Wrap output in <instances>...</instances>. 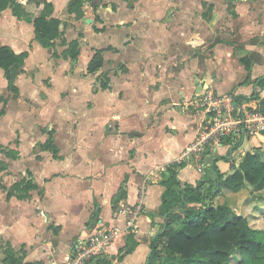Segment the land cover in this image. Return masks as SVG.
Returning <instances> with one entry per match:
<instances>
[{"label": "crops", "instance_id": "1", "mask_svg": "<svg viewBox=\"0 0 264 264\" xmlns=\"http://www.w3.org/2000/svg\"><path fill=\"white\" fill-rule=\"evenodd\" d=\"M43 1L45 0H20L32 18L39 15L42 6L38 7V3ZM47 1L54 5L53 16L63 19L61 14L67 12L66 8L70 0ZM206 2V0L203 1V8L207 7V10L202 16L206 15L207 17L200 19L199 30L193 31L194 34L191 35L184 34L182 33L185 31L183 24H180L183 27L181 33L174 31L184 38L179 36L180 39L182 38L180 42L168 40L169 57L168 60L164 58L162 64L163 68L166 66L173 68V75H169L171 80H168V84L156 85L155 89L148 83L140 82L141 78L139 80L134 78L135 71L139 72L141 69L139 59L142 56L151 55L149 49L152 45V38H148V34L144 35L147 37L144 41L146 45L144 50L140 51L143 54L140 56L132 53L135 46L143 42L138 39L121 51L115 47L117 45L103 47L114 48V50L105 52L106 60L108 53L115 51L118 60L125 61L128 69L126 73L116 78L117 84L114 78L111 79L112 74L101 70L96 79L102 73L109 74L111 88L108 90L99 89L98 81L91 78L94 74L87 73L88 64L94 55V50H92L82 76L83 78L88 77L90 80L93 96L88 101H94L96 105L90 110L87 109V115L93 117L92 122L94 123L90 124L89 129L85 128L80 114L76 113L81 119L83 129L80 133L75 132L70 137L75 145V151L65 158L55 135L61 159H54L53 155L42 151L40 146L38 147L40 153H44H38V156L44 157V155L50 154L53 161L63 162L66 159V162L62 167L54 165L59 169H54L53 172L45 171L47 165L43 166L42 176L35 178L41 190L34 191L31 198L23 201L12 196L8 199L7 192L15 182L28 176L26 175L28 171L34 175L35 172L26 162L34 145L29 147L26 156H24L22 147L20 150L17 149L20 152V157L17 160L10 159L0 152V161H5L8 165V169L0 174L9 173L13 167L16 172L19 170L18 173H20L13 183L5 184L0 180V264H8L2 261L3 250L8 243L17 256L23 257L24 264L25 262L39 264H51L52 261L62 262L80 242L88 239L102 228L117 230V237L103 256L88 264H96L98 259L118 256L120 250L126 245V238L130 231L134 234L137 246L132 253L120 261H114V264H146L151 253V242L165 224V217L159 214L163 203L162 195L165 191V187L160 184V181L163 180L164 168L175 161H180L184 150L195 140L209 120V115L194 102L197 95L207 84H212L221 94L231 92L239 100L255 105L258 100H261L260 95L264 94V83L259 82L264 78V0H228L216 4L214 11H212V6L207 5ZM199 8L202 9L201 6ZM186 9L191 10L190 7ZM220 9L224 11H220ZM232 11L236 12V16L232 15ZM5 17L16 21L15 28L23 27L30 33L34 31L33 23L18 20L13 16L11 9H7L1 14L0 25ZM262 17L263 20H261ZM225 23L229 26L228 29L224 26ZM172 24L174 25V23ZM62 30L65 31L64 28ZM150 30L148 28L146 32H150ZM201 31L209 34L211 32L217 43L208 53L201 54L199 52L200 47H204L205 44L202 38L204 33ZM64 36L62 38L66 39ZM225 37H227V41L224 40ZM74 39L77 38L69 39L67 42ZM0 40L2 45L11 47L16 53L29 52L24 72L17 78L19 82L26 78L33 67L40 69L37 75L39 74L42 64L39 66L35 64L32 67L28 65L35 51L42 47L35 39V34L27 41H23L19 37H10L6 40L0 34ZM174 42L181 50L177 52L173 50L176 47ZM43 49L47 50L45 55L47 63L54 60L59 61L57 64L53 63L55 67L62 65V62L64 64L65 61H71V65L64 69L65 74L74 71L77 61L83 54V44H81V56L77 60L64 59L61 56L55 58L53 56L55 51L50 54L48 52L50 49ZM127 51L129 52L126 53ZM61 53L58 54L61 55ZM48 58L50 61L47 60ZM242 58L250 59V71L241 62ZM0 71L4 77V71L2 69ZM36 78L34 80L29 77L26 79H29L33 84L36 83ZM39 87L34 96V94L25 93L19 86L20 95L13 94V96L16 101L21 100V97L35 101L36 98H42L39 96L42 87ZM94 87L97 88V91H94ZM52 88L53 85L48 88V97L42 98L45 103L50 101ZM75 91H77L76 88L73 92ZM104 95L105 98L100 101L103 104L106 103L104 101L109 102V99L116 98L118 103L129 105L131 110L125 112L119 107L117 111L101 107L98 99ZM63 100H72L71 94L68 98L62 97L60 101ZM96 116L98 119L93 121ZM111 119L116 125L114 130L109 128ZM75 135L77 137L73 140ZM96 135H100V137L94 139ZM45 136L40 144L47 141L48 137ZM108 139L111 142L112 140L116 141L118 146L103 147L101 144ZM231 139L234 140V138ZM246 139L253 143L252 150L248 152H253L255 148L263 146L262 143H264V135ZM246 139L241 138V144L235 151L231 150V145L222 143L219 147L207 148L200 161L193 160V158L184 159L187 166L181 169L178 175L182 186L186 183L196 185L206 174L214 177L215 172L211 169L214 161L221 173L230 174L228 173L230 172L229 168L239 166V161L234 159L236 152H240L241 157L247 153L242 150ZM80 140L90 142L87 145L89 148L92 145H100V150L96 151L97 156L92 159L85 158L83 148L79 147ZM23 143L24 141L21 146ZM230 151H232L230 155L232 167L222 169L221 164L227 162L222 158L227 156ZM200 166L203 168L202 172L199 170ZM186 172H192L189 174V180L182 177V174ZM19 176L21 177L19 178ZM122 187L126 191V197L118 199ZM139 203L142 210L138 213L133 225L128 227L125 208L133 207Z\"/></svg>", "mask_w": 264, "mask_h": 264}, {"label": "rangeland", "instance_id": "2", "mask_svg": "<svg viewBox=\"0 0 264 264\" xmlns=\"http://www.w3.org/2000/svg\"><path fill=\"white\" fill-rule=\"evenodd\" d=\"M203 1L204 0H93L96 7H94L92 2H90L84 6L83 9L76 11L73 16H70L67 12H62L61 16L63 17V26H61V29H65L64 37L66 40L73 38L80 39L81 44H83V54L82 56L80 55L81 57L77 61L74 71L65 74L64 69L71 65V61H65L64 64L62 62V65H57V67H55L53 63L57 64L59 61H50L48 58L47 60H49L50 63H47L45 56L47 50L39 47L38 50L35 51L33 58L28 65L32 67L35 64H38V66L39 64H42L41 71L37 75L40 69L38 67H33L26 78L29 77L34 80L37 76L36 79L38 81L36 80V83L32 84L29 79L23 78L20 82L17 79V85L21 86L25 93H30L31 95L34 94V96L37 94L36 92L39 90V86H41L42 90L39 91V96L43 99L48 97V88H51L53 85L50 92V101L47 103H45L42 98H36L34 101L26 97V99H22L21 97V100L16 101L13 94L6 90L7 81L0 71V94H3L8 99V103L6 105H0V109H5L6 111V115L0 117V144L4 147L19 150L22 147L24 156L27 155L26 153L28 152L29 147L34 145L33 151L28 156L29 158H27L26 162L35 172V178L37 176L38 178L42 176L41 170L44 165H47L45 171L49 172H53L54 169H59L57 166L62 167L64 162H66V159L63 162H55L50 154L44 155V157L47 156L46 158L38 156L37 154L41 152L38 147L41 146L40 142L42 141V138L45 135L46 138L48 137L46 130L53 129L56 133V139H58V144L61 146L65 158V156L75 151V145L72 143L70 137L73 133H80L83 129L80 122L81 119L84 127H88V129L90 124L94 123L92 122L93 117L87 115V109L90 110L96 105L94 101H88L93 96L90 87V80L88 77L83 78L82 76V73L86 70L87 59L89 58L88 56L92 52L93 48H103L108 45H117L115 47L121 51L124 47H128V45L138 39L143 42H140V44L138 43L132 53L140 56L143 55L140 51L142 52L144 50L146 45L144 41L146 38H152V45H150L151 48L149 49V54L151 55L148 57L142 56V58L139 59L141 69L139 72L135 71L134 78L136 80L141 78L140 82L148 83L155 89L157 86H161L164 83L168 84V80H171V76L169 75H173V68L170 66H166L165 68L162 67L163 61L165 59L168 60L169 57L168 40H170V42L174 40L180 42L184 37L177 33H181L183 27L185 31L182 33H188V35H191L192 33L194 34L193 31L199 30L201 25L199 24V21L200 19L205 18L202 15L207 10V7L203 8ZM206 1V4L211 5L213 9L212 11H214L216 4L224 3L228 0ZM199 6H201L202 9H200ZM187 7H190L191 10H187ZM220 11L224 10L220 9ZM261 20H263V17ZM15 22V20H10V18L5 17L4 21L1 23L0 34L3 35L4 39L8 40L10 37H19L23 41H27L28 38L30 39V37L34 35V31H31L30 33L23 27L15 28ZM172 23H174L175 27ZM188 23L189 25L187 26ZM180 24H183V27ZM23 26L26 25L23 24ZM224 26L227 29L229 28L226 23ZM148 28L151 29L150 32H146V30L148 31ZM100 29H102V32L98 31ZM205 31L208 32L206 29ZM201 32L204 33V31ZM206 32L204 33V36H202L205 44L203 45L204 47H200L199 52L201 54L208 53L209 50L211 51L213 47L217 45L212 37V33L210 32L209 34ZM80 33L83 34V37L79 36ZM144 35H147V37H144ZM179 36L182 38L180 39ZM62 39L63 38L61 37L60 39L55 40L56 43L54 47L50 48L48 51L50 54L54 51H57L58 53L62 52L65 48L62 46ZM224 40L227 41V37H225ZM4 43L6 44V42ZM159 44L162 45L160 46ZM174 44L176 45L175 42ZM177 45L173 49L175 52L181 50V48H178ZM128 52L129 51L126 53ZM108 54V59H105L103 71H108L107 73L112 74L113 77H111V79L114 78L116 83V78L128 71L127 65L124 63L125 61L118 60L115 51H111V53ZM51 57L53 58V56ZM100 73L101 71L92 75V80H95L97 75ZM75 88L77 91L73 92ZM63 90L66 91L63 92ZM61 93L63 98H68L71 94L72 100L60 101L62 98ZM226 94H231V92ZM104 98L105 95L99 98L98 102ZM104 102L106 103L103 104L100 102L101 107L110 108L115 111H117L118 107L120 110H124L125 112L131 110L129 105L121 104L120 102L118 103L116 98L109 99V102ZM76 113L80 114L81 119ZM97 119L98 118L96 116L93 121H96ZM109 124L111 125L109 128L114 130L116 126L115 122L111 119ZM76 137V135L75 137L73 136V140H75ZM99 137L100 135H96L94 136V139H98ZM22 139L24 143L21 146L23 142ZM91 141L93 140L91 139ZM237 141H240V139L236 137L233 140V143ZM89 143L90 142L80 140L79 147L80 149L83 148L85 158L87 157L92 159V157L97 156L96 151L100 150V145H92L89 148L87 146ZM101 145L103 147H106L107 145L117 147L118 143L114 140L111 142L108 139ZM262 145L263 146L260 147V153L264 155V143H262ZM252 148L253 143L249 139H246L242 146V150L248 152L251 151ZM236 153L237 154L234 159L240 163L242 161L241 154L240 152ZM231 164V162H229V164L224 162L221 164V168L226 169L232 167ZM229 171L230 172L228 173H232L233 168H229ZM18 172L19 170L16 172L15 167H13L12 171L9 173H5L3 175L0 174L1 182L5 184L13 183V181L17 180L18 174H20ZM190 173L192 172L182 174L183 179L189 180ZM20 177L21 176H19V178ZM225 192L226 193H222L214 200L215 204H224L231 201L229 206H231L237 214H246V216L250 219V223L255 224L252 225L253 227L263 225V221L261 220L263 211H260V209H264V190L256 191L253 187L248 185L241 191L242 194L239 195L234 193L229 194L228 192L231 191L225 190ZM252 193H254L257 197L251 196Z\"/></svg>", "mask_w": 264, "mask_h": 264}, {"label": "trees", "instance_id": "3", "mask_svg": "<svg viewBox=\"0 0 264 264\" xmlns=\"http://www.w3.org/2000/svg\"><path fill=\"white\" fill-rule=\"evenodd\" d=\"M90 2L96 7L93 0H70L66 11L70 16L74 15ZM40 6L42 9L39 15L32 18L20 0H0V16L5 10L11 9L13 16L18 20L33 23L35 39L43 48L50 49L54 47L55 40L64 36V31L61 29L63 20L53 16L54 5L50 1L38 3V7ZM231 13L236 16L235 11ZM98 31L102 32V29ZM79 36L83 37V34L80 33ZM62 45L66 48L61 55L55 51L53 54L55 58L61 56L64 59H78L81 54L80 39L77 38L68 43L63 38ZM93 50L94 55L87 67L89 74H95L103 69L105 52L114 48ZM28 57V51L16 53L11 47L2 45L0 40V70L4 71V77L8 83L7 90L14 95H20L16 80L24 72ZM241 62L248 71L251 70L250 59L242 58ZM97 81L99 89L111 88L109 74L102 73ZM259 82L264 83V78ZM94 91H97V88L94 87ZM7 103L8 99L1 95L0 105ZM4 115H6L5 109H0V117ZM46 133L48 139L41 144V150L49 152L54 159H61L60 148L54 137L55 131H46ZM223 143L231 145V150L235 151L240 146L241 139L233 143L231 138H226ZM232 151L222 159L230 162ZM0 152L10 159L17 160L20 157L19 150L4 147L1 144ZM186 166L185 161H175L164 168L163 180L160 184L165 187V191L162 195L163 203L159 214L165 217V224L151 242V253L146 264H264V209H260L263 211L261 215L263 225L253 227L252 225L255 224L250 223L248 216L237 214L229 206L231 201L218 205L214 203L218 196L226 193L225 190L238 195L248 185L256 191L264 190V155L260 153V147L244 154L239 166L237 168L233 166V172L228 175L221 173L214 161L211 169L215 172V176L206 174L196 185L186 183L182 186L178 175ZM7 169V163L0 161V172ZM27 175L11 186L7 192L8 199L15 196L24 201L31 198L34 191L41 190L35 175L31 171H28ZM251 196L257 197L254 193ZM125 197L126 191L122 187L118 199ZM136 246L134 234L130 231L126 238V245L120 250L118 256L98 259L96 264H114V261H120L132 253ZM3 251V262L24 264L23 257L17 256L9 243ZM25 264L39 263L25 262Z\"/></svg>", "mask_w": 264, "mask_h": 264}, {"label": "built area", "instance_id": "4", "mask_svg": "<svg viewBox=\"0 0 264 264\" xmlns=\"http://www.w3.org/2000/svg\"><path fill=\"white\" fill-rule=\"evenodd\" d=\"M261 100L251 105L239 100L234 94H221L212 84H207L194 100L208 115L206 126L184 150L180 161L193 158L200 161L204 151L222 145L226 138H252L264 133V94ZM202 172L203 168L200 166ZM142 210L141 204L125 208L127 225L131 227ZM117 237V230L102 228L88 239L80 242L62 261L51 264H88L103 256Z\"/></svg>", "mask_w": 264, "mask_h": 264}]
</instances>
